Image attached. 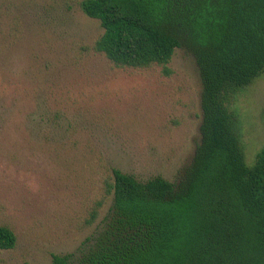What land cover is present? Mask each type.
<instances>
[{"label": "rangeland", "instance_id": "obj_1", "mask_svg": "<svg viewBox=\"0 0 264 264\" xmlns=\"http://www.w3.org/2000/svg\"><path fill=\"white\" fill-rule=\"evenodd\" d=\"M80 1L0 0V225L15 235L0 264L79 255L108 213L113 168L176 182L200 139L193 58L175 48L167 73L114 66L93 49L102 28ZM233 107L251 166L264 144V71Z\"/></svg>", "mask_w": 264, "mask_h": 264}, {"label": "trees", "instance_id": "obj_2", "mask_svg": "<svg viewBox=\"0 0 264 264\" xmlns=\"http://www.w3.org/2000/svg\"><path fill=\"white\" fill-rule=\"evenodd\" d=\"M102 28L93 49L114 66L187 52L200 79L199 142L176 182L111 170V204L79 255L49 264H264V144L244 162L233 101L264 71V0H81ZM99 204V203H98ZM97 215L96 208L87 223ZM15 235L0 225V250Z\"/></svg>", "mask_w": 264, "mask_h": 264}]
</instances>
